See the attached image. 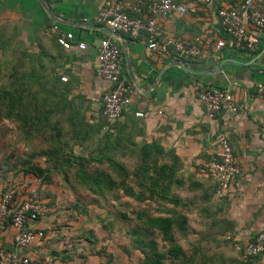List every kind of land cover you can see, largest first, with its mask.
<instances>
[{"label":"crops","instance_id":"obj_1","mask_svg":"<svg viewBox=\"0 0 264 264\" xmlns=\"http://www.w3.org/2000/svg\"><path fill=\"white\" fill-rule=\"evenodd\" d=\"M44 1L52 17L37 0H0V29L16 31L23 48L32 58L36 56L34 66L37 74L46 76L47 95L54 96L56 113L75 128L72 131L70 127L72 139L90 141L112 126L107 132L118 134L126 143L124 146L157 143L165 151L172 150L180 162V176L193 177L191 187L196 185L194 189L215 200L226 231L223 239L236 258L235 247L242 249L264 231V32L255 55L206 50L201 59L183 61L194 73L176 66L179 59L171 52L160 54L147 49L142 40L117 33L124 40L123 46L121 39L110 36L128 55L126 63L122 53V71L133 92L131 104L121 118L110 124L102 117L101 98L107 84L100 77L96 62V46L105 34L94 20L108 0ZM237 1L212 0L209 5L188 1L187 15H170L159 21L157 37L186 42L218 37L221 25L216 9ZM65 32L75 35L70 49L56 41L57 33ZM77 42L85 43V49H79ZM227 59L248 66L225 63L220 72L214 73L216 65ZM61 77H66V81H61ZM201 87H226L244 109L237 114L209 117L196 95ZM158 111L162 114L158 115ZM137 112L145 116L136 117ZM101 121L108 126L101 125ZM221 138L229 142L241 173L230 183L227 193L219 197L213 184L200 177L197 169L220 151ZM19 195L25 197L20 192ZM43 219L44 216L35 223L37 229L47 227ZM12 237L11 228L1 233L0 246L11 249ZM256 262L264 264V253Z\"/></svg>","mask_w":264,"mask_h":264},{"label":"rangeland","instance_id":"obj_2","mask_svg":"<svg viewBox=\"0 0 264 264\" xmlns=\"http://www.w3.org/2000/svg\"><path fill=\"white\" fill-rule=\"evenodd\" d=\"M36 61L16 31L1 27L0 191L11 185L24 196L34 191L42 201L45 212L39 221L44 216L46 234L39 246L29 248L31 264H141L156 255L163 264H235L211 195L191 187L193 177L185 176L184 185L172 190L180 200L173 204L137 185L135 153L111 152L126 176L97 160L108 137L114 140L107 132L112 126L101 121L106 131L90 141H74L69 123L53 121L54 100L47 97L46 76L37 74ZM7 92L22 97L12 112ZM48 113L56 126L42 123ZM68 156L79 159L67 166L62 158ZM59 164L66 165L64 170H56ZM32 167L42 169L50 182L24 172ZM78 172L89 176L85 185ZM149 217L172 220L170 240L146 223ZM174 246L180 248L177 257L170 254Z\"/></svg>","mask_w":264,"mask_h":264},{"label":"built area","instance_id":"obj_3","mask_svg":"<svg viewBox=\"0 0 264 264\" xmlns=\"http://www.w3.org/2000/svg\"><path fill=\"white\" fill-rule=\"evenodd\" d=\"M196 1L209 5L212 0H108L99 9L94 20L103 28L120 33L131 39L146 42L149 50L160 54L173 53L179 61H192L204 57V51L228 50L234 54L255 55L264 32V0H238L231 6H220L215 15L221 25L218 37L180 41L172 37L158 38V24L170 15L180 17L188 14L186 2ZM87 22V20H85ZM57 43L64 49L72 48L75 35L72 32L57 33ZM79 49L86 44L77 42ZM96 62L107 89L101 98L102 117L112 124L119 120L131 104L133 92L122 71L123 55L120 45L110 36L104 35L96 46ZM66 81V77H61ZM262 90L263 85H258ZM198 100L206 114L214 118L223 113L237 114L244 109L236 102L226 87H201L196 91ZM158 115L162 112L158 111ZM143 118L144 113H135ZM220 151L209 162L198 167L200 177L216 185L215 194L224 196L230 183L240 175L241 168L229 142L219 141ZM42 212V202L31 191L21 198L17 187L5 186L0 191V234L13 230L11 249L0 246V264H30L28 250L39 245L44 239L43 230L35 227L36 219ZM238 251L237 264H260L257 258L264 253V231L257 233Z\"/></svg>","mask_w":264,"mask_h":264},{"label":"trees","instance_id":"obj_4","mask_svg":"<svg viewBox=\"0 0 264 264\" xmlns=\"http://www.w3.org/2000/svg\"><path fill=\"white\" fill-rule=\"evenodd\" d=\"M5 97H7V105H9V111L12 112L14 110V107L16 105H22L20 95H15L13 93L7 92ZM49 98V96L47 95ZM22 98V97H21ZM54 100V96L50 97ZM55 104H52V111L51 114L55 116L56 120H53L55 123L58 121H66L69 123L68 120H65L62 115H58L56 113V109L54 108ZM16 117H20L17 116ZM59 118V119H58ZM42 122V121H41ZM44 125L53 124L50 119V113L46 114L44 116V120L42 122ZM59 124V123H58ZM70 127L73 129V124L69 123ZM72 124V125H71ZM56 126V125H54ZM108 136L113 138L114 140L111 141V139L108 137L107 141L105 142L104 146L100 147L98 151V159L97 160H106L108 163L112 164V168L118 172L120 175L126 176V170L125 167L122 164H119L115 161V159L112 157L111 152H118L120 151L123 154L122 150H126L125 152L129 154H136L137 158L140 161V165L136 167L134 172V177L137 182V185L141 187H147L151 195H155L159 199L169 201L173 204H178L180 200L172 195V190L177 187H182L185 183V180L180 176V162L177 156L174 154L172 150L165 151L162 147H160L157 143H143L140 145H135L134 143H131L130 145H126L121 138L118 137V134L113 135L112 133H108ZM124 147V148H123ZM79 157H64L62 158L63 161L69 165H73L74 159ZM162 159H166L167 163H160ZM94 160V159H92ZM210 161V160H209ZM208 161V162H209ZM207 163V162H206ZM66 165L59 164L56 166V170H64ZM198 170V169H197ZM24 172L33 174L37 179L42 180L45 183L50 182V177L48 175H44L42 169L40 168H28L24 169ZM65 172V171H64ZM78 176L81 180V183H86L88 175H86L84 172H78ZM211 182L213 184L214 192L216 190V185L209 179L204 178ZM85 185V184H84ZM9 186V185H8ZM193 188H197L196 185H193ZM126 193L129 196H134V194L130 190H126ZM39 197V196H38ZM40 199V198H39ZM45 212V209L42 205V212L40 215H38L36 222L39 221V218L41 215ZM146 223L154 228L159 229L164 239L170 240L171 235L168 232V229L170 228L172 224V220L168 217L161 218V217H149L146 219ZM44 237L46 234V231L44 229ZM180 252V248L177 246L172 247L170 254L173 257H177L178 253ZM31 264V262H30ZM141 264H163L162 258L159 255H156L152 259L144 258L143 262ZM235 264L236 258H235Z\"/></svg>","mask_w":264,"mask_h":264},{"label":"water","instance_id":"obj_5","mask_svg":"<svg viewBox=\"0 0 264 264\" xmlns=\"http://www.w3.org/2000/svg\"><path fill=\"white\" fill-rule=\"evenodd\" d=\"M37 1L43 6L45 12H46L50 17H52L51 14H50V11H49V9H48V7H47L46 4H45V1H44V0H37ZM53 19L56 20L55 18H53ZM101 31H102L105 35L112 36V37H117V38L121 39V40L123 41V46H125V45H124V40H123V38L120 37V36H118L117 33H114V32H112V31H110L109 29H107V28H103V27H101ZM122 53L124 54V58H125L126 63H128L129 61H128V55H127L126 51H123ZM225 63L235 64V65L242 66V67H247V66H248V65L245 64V63H242V62H239V61H236V60H232V59H227V60H223V61H221L220 63H218V64L216 65V67L214 68V71H213V72H214V73H218V72H220V71H221V68H222V65L225 64ZM175 65L178 66V67H180L182 70H184V71H186V72L194 73V71L188 69V68L184 65V63H182L181 61H178Z\"/></svg>","mask_w":264,"mask_h":264}]
</instances>
